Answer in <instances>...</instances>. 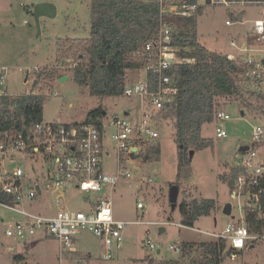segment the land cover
<instances>
[{
  "label": "rangeland",
  "instance_id": "obj_1",
  "mask_svg": "<svg viewBox=\"0 0 264 264\" xmlns=\"http://www.w3.org/2000/svg\"><path fill=\"white\" fill-rule=\"evenodd\" d=\"M42 1L54 3L57 13L54 17H40L38 27L31 10ZM90 3L91 0H0V70L7 69L8 93L15 96L32 91L41 92L45 96V122L82 121L89 110L99 104L106 107V123L114 115L138 122L141 117L139 98L125 94L104 98L91 95L88 87L74 80L70 70L72 59H64L60 54L67 38H86L90 35ZM261 17L263 13L260 6L204 4L197 16L198 39L211 50L237 56L241 52L231 46V40L243 42L247 32L252 30L254 21ZM239 18L245 23L227 24V20ZM37 73H41L42 78L39 85L35 86ZM129 77L134 80L137 71H130ZM251 101L249 105L248 97L246 101L242 98L222 100L221 109L231 115V119L222 124L227 136L217 137L218 123L215 120L203 126L202 135L212 144L193 154L192 172L179 182L180 193L175 208L170 202L171 183L177 182L175 127L171 119H162L159 114L157 121L153 122L154 128L159 130V137L150 143L160 144V156H152L147 160L143 156L126 160L123 166L132 172L133 177L123 179L113 192L105 188L97 193H82L78 188H67L64 199L69 208L86 210L89 207L88 197L111 195L117 218L145 221L143 224L126 226L123 245L115 251L112 259L102 257L104 246L98 237L83 231L77 243L84 257L83 264H192L193 259L201 260L205 248L200 244L215 237L179 225V203L183 190L198 199L213 198L216 203L210 214L196 220L195 228L222 232L229 222H238L243 217V208L251 201V194H235L220 174L242 164V146L254 147L258 159L264 160V142L253 135L257 126H264V107L260 108L254 98ZM148 107L145 106L146 109ZM154 114L157 115V112L154 111ZM113 130L112 126H107L105 132L110 154L103 156V167L108 173L116 172L119 164V152L111 138ZM147 149L144 146L143 152ZM17 167H22L31 179L39 178L44 184L50 163L35 160L24 152L0 153V179L7 173L12 174ZM142 178H152V181L142 183ZM56 195L57 192L43 188L37 200L21 203L19 207L39 213L58 210L59 204L53 202ZM139 201L144 203V208H138ZM227 203L232 204L229 215L224 212ZM21 219H24L22 214L0 205V264H78L70 253L63 254L61 261L58 240L45 236L42 231L20 238L8 237L4 222L13 223ZM163 221L169 223L161 224ZM148 238L155 243L156 249L146 244ZM184 243L193 244V248L191 246L184 252ZM171 245L180 248V251L170 248ZM18 254L24 258H17ZM221 264H264V240L245 248L243 253L235 257L226 255Z\"/></svg>",
  "mask_w": 264,
  "mask_h": 264
},
{
  "label": "built area",
  "instance_id": "obj_2",
  "mask_svg": "<svg viewBox=\"0 0 264 264\" xmlns=\"http://www.w3.org/2000/svg\"><path fill=\"white\" fill-rule=\"evenodd\" d=\"M155 1L161 6V14L186 18L196 16L203 9L204 4L228 7H262L263 17L254 21L252 30L247 32L245 40L241 43L235 39L231 40V46L241 54L237 56L231 53L224 55L242 67L238 78L244 93L261 96L264 104V0ZM24 6L27 9V5L24 4ZM234 23L244 24L245 21L241 18L234 21L227 20V24ZM144 51V66L137 70V77L125 87V95L137 97L141 102V117L138 122H133L124 116L114 115L108 118L107 123L103 119V127L100 129L91 122L44 121L36 125V138L31 144L22 140H2L0 138V153H25L27 149L31 148L32 151L28 154L35 160H46L50 163L48 174L44 177V184L39 178L31 179L22 167L15 168L12 174L0 179V191L11 195L14 199L13 203L0 199V205L24 216V219L6 225L5 234L8 237L20 238L42 231L45 236H51L58 240L61 261H63V254L70 253L78 264H83L84 257L77 248L79 235L83 231H88L98 237L104 246L102 257L112 259L115 251L123 245L126 226L145 223L144 220L117 218L114 214L111 195L88 197L89 207L86 210L69 208L64 199L67 188H78L82 193H97L105 188H109L113 192L123 179L128 180L133 177L132 172L124 167L123 163L126 160L130 161L133 154L143 152L146 141L159 137V130L154 128L153 122L157 121V115L165 103L171 102L179 92L176 81L166 72L175 65L191 62L192 59L179 55L180 48L175 43L172 30L163 20L159 34L144 45ZM36 70L39 71L40 68H36ZM6 71L5 68L0 70V98L11 95L7 89ZM151 73L159 75V81L155 88H151ZM146 105L149 106L148 109L145 108ZM154 111L157 112V115L154 114ZM230 119L231 115L225 110L220 109L216 112L217 137L222 138L228 135L222 124ZM76 122L78 123L76 124ZM107 126L114 128L111 138L119 152L118 169L113 173L106 172L103 167V156L110 154L106 146ZM253 135L257 140L264 142V126H257L253 130ZM243 154L240 166L246 172L239 176L234 193H250L253 202L250 201L246 205L255 207L260 203L264 187L258 191H253L249 187L260 185L264 179V160L258 159L254 147H249ZM151 181L152 178H142V183ZM43 188L57 192L54 201L59 204L58 210L52 214H43L19 207L21 203L37 200L42 194ZM137 205L138 208L145 207L142 201H139ZM166 223L169 221L161 222V224ZM179 225L185 226L181 223ZM189 228L199 230L217 239H225L234 250L231 254L232 257L238 254L237 251L254 246L256 242L264 240V233H250L245 223V215L238 222H229L222 232H207L195 227ZM146 244L151 249H156L155 243L149 238L146 240ZM170 248L180 251V248L174 245H171Z\"/></svg>",
  "mask_w": 264,
  "mask_h": 264
},
{
  "label": "trees",
  "instance_id": "obj_3",
  "mask_svg": "<svg viewBox=\"0 0 264 264\" xmlns=\"http://www.w3.org/2000/svg\"><path fill=\"white\" fill-rule=\"evenodd\" d=\"M202 10L190 18L173 17L161 14V6L155 0H91L90 35L86 38H67L60 52L64 59H72L70 70L74 80L88 87L91 95L100 98L120 96L125 94V87L133 81L129 77L130 71H137L144 66V45L157 37L161 21L170 26L175 43L180 48L179 55L192 59L166 72L176 81L179 92L158 113L162 119H171L175 127L178 166L177 182L174 183L179 190V182L192 172L193 154L212 144L202 135V129L206 123L215 120L216 112L223 106V99L242 98L246 101L248 97L251 105V99L254 98L260 108L264 107L261 96L245 94L242 90L238 78L242 70L239 63L199 41L197 16ZM41 78L42 74L37 73L35 86L39 85ZM158 81L159 75L151 73V88H155ZM44 102L45 96L34 91L1 97V139L33 143L36 125L44 122ZM106 112V107L99 104L90 109L81 122H91L102 129ZM150 142L148 140L144 144L148 147L145 153L133 154V157L143 156L147 160L152 156H160V144ZM191 150L193 154H190ZM30 151L31 148L25 153ZM245 172L242 166L237 165L220 174V177L234 190L239 176ZM261 187H264V179L260 185L249 188L258 191ZM0 199L14 202L11 195L1 191ZM177 204L171 206L175 208ZM215 206L213 198L198 199L183 190L179 203L181 223L194 227L196 220L210 214ZM244 215L250 233H264V194L258 206L247 204L244 207ZM200 245L205 248L203 257L201 260L193 259L192 264H221L222 259L226 255L231 256L234 251L223 238H215ZM191 246L193 248V244L184 243V252ZM237 253H243V250ZM16 257L24 258L22 254Z\"/></svg>",
  "mask_w": 264,
  "mask_h": 264
},
{
  "label": "water",
  "instance_id": "obj_4",
  "mask_svg": "<svg viewBox=\"0 0 264 264\" xmlns=\"http://www.w3.org/2000/svg\"><path fill=\"white\" fill-rule=\"evenodd\" d=\"M57 13V9L54 3L50 2V1H42V2H38L37 4H35L34 8H33V14L35 16V20H36V24L39 27L40 26V17L42 16H48V17H54ZM66 78V77H64ZM244 113V112H243ZM0 138H1V133H0ZM249 149V146H242L241 150L246 151ZM194 151L191 150L190 154H193ZM179 187L176 183L172 184L170 187V202L172 204V206L174 207L177 200H178V196H179ZM224 212L226 214H231L232 212V204L231 203H227L224 207Z\"/></svg>",
  "mask_w": 264,
  "mask_h": 264
},
{
  "label": "crops",
  "instance_id": "obj_5",
  "mask_svg": "<svg viewBox=\"0 0 264 264\" xmlns=\"http://www.w3.org/2000/svg\"><path fill=\"white\" fill-rule=\"evenodd\" d=\"M33 11V10H32ZM33 13V12H32ZM9 174L7 173L6 175H4L3 176V178H5V177H7ZM3 178H1V179H3ZM53 202L55 203V201L53 200ZM56 204V203H55ZM67 205V204H66ZM56 210H54V211H49V212H46V213H43V214H52V213H54ZM4 224L5 225H7L8 224V222H4ZM78 242H79V238H78ZM77 242V243H78ZM81 252V251H80ZM89 255H90V253H89Z\"/></svg>",
  "mask_w": 264,
  "mask_h": 264
}]
</instances>
